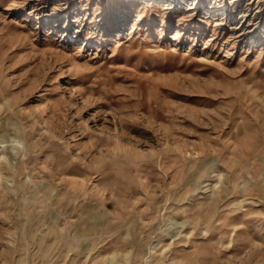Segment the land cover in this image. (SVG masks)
Here are the masks:
<instances>
[{
	"label": "rangeland",
	"instance_id": "rangeland-1",
	"mask_svg": "<svg viewBox=\"0 0 264 264\" xmlns=\"http://www.w3.org/2000/svg\"><path fill=\"white\" fill-rule=\"evenodd\" d=\"M0 156V264H264V0H0Z\"/></svg>",
	"mask_w": 264,
	"mask_h": 264
},
{
	"label": "bare ground",
	"instance_id": "bare-ground-1",
	"mask_svg": "<svg viewBox=\"0 0 264 264\" xmlns=\"http://www.w3.org/2000/svg\"><path fill=\"white\" fill-rule=\"evenodd\" d=\"M4 158L5 157H1L0 156V166H2L4 164V162H5ZM2 168H4V167H2ZM0 172H1V167H0ZM119 215H120L119 216L120 224L118 223L119 227L113 229V231L110 232V234L108 235L109 236V240H108V243H107V248H108V251H110L109 258L112 259L111 262L108 263V264H118V263H120V262H118L117 260L114 259V258H116V256L122 254V244L124 243V238L122 237V231H119V229L122 227V212ZM98 216H100V215H98ZM93 217H95V216H93ZM187 237H188V234H187ZM160 238H162V237H160ZM193 260L194 259H192V261Z\"/></svg>",
	"mask_w": 264,
	"mask_h": 264
}]
</instances>
